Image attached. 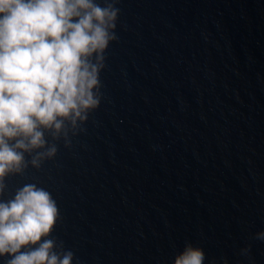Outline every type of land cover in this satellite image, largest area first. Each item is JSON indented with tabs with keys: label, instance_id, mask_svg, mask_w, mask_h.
Masks as SVG:
<instances>
[{
	"label": "water",
	"instance_id": "water-1",
	"mask_svg": "<svg viewBox=\"0 0 264 264\" xmlns=\"http://www.w3.org/2000/svg\"><path fill=\"white\" fill-rule=\"evenodd\" d=\"M116 7L99 108L0 199L48 190L73 264H174L186 243L204 264H264V0Z\"/></svg>",
	"mask_w": 264,
	"mask_h": 264
},
{
	"label": "clouds",
	"instance_id": "clouds-1",
	"mask_svg": "<svg viewBox=\"0 0 264 264\" xmlns=\"http://www.w3.org/2000/svg\"><path fill=\"white\" fill-rule=\"evenodd\" d=\"M102 3L0 0V197L6 178L40 170L99 108L100 73L118 39L120 11L118 0ZM59 219L56 200L36 183L0 199V257H10L6 264H73L74 253L49 238ZM254 239L264 241V231ZM204 261V251L186 243L174 264Z\"/></svg>",
	"mask_w": 264,
	"mask_h": 264
}]
</instances>
